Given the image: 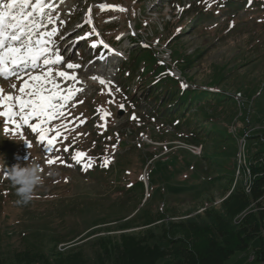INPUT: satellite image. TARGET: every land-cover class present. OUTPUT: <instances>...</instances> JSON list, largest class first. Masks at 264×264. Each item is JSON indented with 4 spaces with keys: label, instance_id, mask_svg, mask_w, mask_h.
<instances>
[{
    "label": "rangeland",
    "instance_id": "374dc122",
    "mask_svg": "<svg viewBox=\"0 0 264 264\" xmlns=\"http://www.w3.org/2000/svg\"><path fill=\"white\" fill-rule=\"evenodd\" d=\"M46 13L62 27L56 44L64 63L52 66L53 75L56 70L74 74L76 80L56 77L57 82L61 89L82 91L63 116L45 125L53 129L49 137L61 131L50 152L28 125L16 127L0 117V256L26 248L51 252L72 247L100 264L96 239L102 235L127 231L162 244L166 219L220 208L223 192L234 183L238 152L239 160L248 154L254 162L255 152L264 150V0H57ZM67 62L80 67L69 70ZM171 78L179 89L214 95L193 106L190 112L196 116L178 131L177 118L157 114L168 112L161 109L163 100L149 99L157 89L163 96L161 86ZM22 82L0 77V88L5 95H19ZM219 95L225 102L215 100ZM195 129L215 138L201 153L179 139ZM77 150L87 154L79 163L72 159ZM153 152L154 161L145 163ZM203 153L204 164H195ZM49 158L56 162L48 164ZM26 160L40 163L44 183L32 201L16 204L7 166ZM106 160L109 172L99 176V163L105 166ZM155 161H165L164 179L152 176L159 168ZM145 175L149 187L143 190L137 182ZM260 177L261 171L252 170L236 181L249 193ZM159 213L165 219L145 224ZM130 218H135L132 227L118 229ZM259 245L260 239H254L226 264H261L254 258Z\"/></svg>",
    "mask_w": 264,
    "mask_h": 264
},
{
    "label": "trees",
    "instance_id": "16d2710c",
    "mask_svg": "<svg viewBox=\"0 0 264 264\" xmlns=\"http://www.w3.org/2000/svg\"><path fill=\"white\" fill-rule=\"evenodd\" d=\"M176 55L180 56V53L177 51ZM134 59H137L136 56ZM181 59L182 62H187L185 58ZM177 60L179 61V58ZM178 84L177 80L171 78L167 84L161 86L163 96L157 95L160 92L159 89L149 96V99H154L157 103L162 100L165 103V105L162 104L161 109L168 110V112L164 110L157 112L156 110L159 117L166 116L172 121L175 118L178 119L175 124L176 131L182 129V124L189 123L190 119L196 116L191 115L190 112L193 106L200 107L199 101L214 96L207 92L179 89ZM147 86L153 88L151 83ZM222 96L219 95L215 100L219 103L225 102L226 99ZM190 133V137L183 134L179 139L188 145H202L203 149L209 139L215 140L206 133L202 134L201 130H191ZM263 151L255 152V157ZM154 156L156 152L149 154L145 163L153 160ZM203 158H207L205 153L198 156L195 164L203 165L205 161ZM155 162L158 163L159 168L152 171V176L155 178L161 174L164 179L162 166L165 161ZM101 165L99 163L97 168L99 176L109 172L108 165ZM222 175L209 177V180H217ZM233 181L234 176L231 178L232 183ZM255 181L250 193H246L239 184L232 186L231 189L226 188L229 192H223L222 198L224 199L220 202V208L206 207L203 213L186 219H166L163 222L164 243L162 244H151L143 236L127 231L115 235H102L96 239L100 247L96 252V260L100 264H226L233 254L248 250L252 241L259 238L260 245L255 248L254 258L264 264V210L252 209L259 202H264V177ZM137 185L145 189L142 180H139ZM163 195L160 194L159 197ZM161 219L165 217L159 213L156 218L147 219L145 224ZM133 222L135 218H130L117 227L120 230H126L133 226ZM112 228L106 229L112 230ZM76 249L72 247L65 250L55 248L48 252L26 248L14 251L7 256H0V264H93L81 251Z\"/></svg>",
    "mask_w": 264,
    "mask_h": 264
},
{
    "label": "snow or ice",
    "instance_id": "6c2138e0",
    "mask_svg": "<svg viewBox=\"0 0 264 264\" xmlns=\"http://www.w3.org/2000/svg\"><path fill=\"white\" fill-rule=\"evenodd\" d=\"M46 8H51L46 0H7V2L0 0V77L14 76L17 80L23 81L19 87V95H5L0 88V117H4L16 127H21L22 124L28 125L33 132L38 133L41 142H46L45 150L50 152L58 142L61 131L57 128L55 135L49 137V132L53 129L45 125L63 116V110L68 102L82 89L74 87L61 89L56 77H62L65 81L76 80V76L68 71L56 70L53 75L52 66L64 63V57L52 40L58 29L40 31L47 27L44 23L45 16L48 24L55 23L51 14L46 13ZM78 67L80 66L77 64L66 63V68L69 70ZM38 68L42 71L37 73L34 70ZM93 79H99L101 84L106 83L100 77ZM12 87L16 86L12 85ZM120 107L123 108L124 105L121 104ZM105 115L110 114L105 113ZM16 116L20 117V123L16 121ZM33 119L38 122L30 123ZM132 119L136 117L133 115ZM7 131L5 129V132ZM64 139L67 140V137ZM63 150L69 151V148L65 147ZM86 156L85 152L77 150L72 159L79 163ZM55 162L56 160L52 158L47 160L48 164ZM107 163L106 160L105 165ZM90 166L91 162L86 165V167Z\"/></svg>",
    "mask_w": 264,
    "mask_h": 264
},
{
    "label": "clouds",
    "instance_id": "9594fccd",
    "mask_svg": "<svg viewBox=\"0 0 264 264\" xmlns=\"http://www.w3.org/2000/svg\"><path fill=\"white\" fill-rule=\"evenodd\" d=\"M7 179L15 187L16 204H28L34 199L37 188L44 183L41 165L35 160L7 166Z\"/></svg>",
    "mask_w": 264,
    "mask_h": 264
},
{
    "label": "bare ground",
    "instance_id": "6f19581e",
    "mask_svg": "<svg viewBox=\"0 0 264 264\" xmlns=\"http://www.w3.org/2000/svg\"><path fill=\"white\" fill-rule=\"evenodd\" d=\"M6 1V0H5ZM57 0H53L52 2H48L47 0H46V2H47V4L49 3V5H52V4H54L55 2H56ZM47 9H50V8H46L45 9V11L47 10ZM57 23H60V21H58V22H56V23H53V24H46L47 25V31H51V29H52V26H54V25H56ZM57 26V25H56ZM54 28H55V26H54ZM61 26H57L56 27V29H58V31H57V33H56V35L55 36H53L52 37V40H53V42H54V45L56 46V47H58V45L56 44V38H57V36H58V33L61 31ZM41 30V29H40ZM51 46V45H50ZM69 81V80H68ZM65 82H67V81H65ZM239 162H238V164H239V168H238V171H237V176H236V178H241V176L242 175H246L248 172L250 173V172H252V170H253V166H251V164H253L254 165V162L253 161H248V160H238ZM149 185V184H148ZM149 187V186H148ZM250 193V192H249ZM261 208L264 210V205L263 206H261Z\"/></svg>",
    "mask_w": 264,
    "mask_h": 264
},
{
    "label": "built area",
    "instance_id": "2783aa9c",
    "mask_svg": "<svg viewBox=\"0 0 264 264\" xmlns=\"http://www.w3.org/2000/svg\"><path fill=\"white\" fill-rule=\"evenodd\" d=\"M253 171H261V178L264 177V159L259 157L257 160H254Z\"/></svg>",
    "mask_w": 264,
    "mask_h": 264
}]
</instances>
